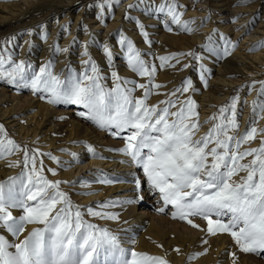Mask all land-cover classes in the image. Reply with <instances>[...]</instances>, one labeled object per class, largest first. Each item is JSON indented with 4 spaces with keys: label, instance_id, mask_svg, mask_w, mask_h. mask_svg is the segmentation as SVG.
<instances>
[{
    "label": "snow or ice",
    "instance_id": "1",
    "mask_svg": "<svg viewBox=\"0 0 264 264\" xmlns=\"http://www.w3.org/2000/svg\"><path fill=\"white\" fill-rule=\"evenodd\" d=\"M249 3L251 0H239L236 6ZM120 4L121 0H97L95 7L100 10L98 19L103 20L105 12ZM140 5L151 8L148 0H136L127 8ZM183 7L178 0H164L153 11L164 14L171 24L191 34L196 30L192 27L195 21L182 19L180 9ZM125 19L130 17L126 15ZM207 19L210 17L202 20L201 24ZM255 22V19L250 22L245 35L249 34ZM136 27L150 46L152 40L147 26L136 21ZM165 27L167 31H173L167 24ZM62 31H70V25L62 26ZM119 35L118 44L126 58L127 68L146 78L147 83L121 77L113 63L114 52L107 44L103 53L110 70L108 75L91 57L82 60V71L69 69L66 74H57L52 60L34 69L30 62H17L6 47H0V80L18 89H30L40 99L53 105L80 106L83 110L77 113L78 116L114 138L124 140V146L113 151L127 157L122 162L141 169L146 179L134 178L132 181L136 188L135 197L104 201L99 207H123L142 201L146 184L149 194L159 197L161 206L156 209L158 213L168 215L170 211L173 219L186 221L196 228L200 226L194 223L193 218H201L206 221L209 234H229L240 252L264 254V138L259 147H242L258 135L264 137V129L252 126L243 133L239 132V89L229 103L203 122L198 118L197 102L191 97L181 99L184 93L196 91L191 79L182 81L180 87L168 94L169 99L150 105L147 101L153 89L162 87L153 83L157 65L144 58L132 39L122 32ZM214 36H218L222 44L213 47ZM44 38H47V33ZM206 40L204 47L209 52L223 56L230 55L231 49L238 44V41L234 43L230 37L216 30ZM255 48H264V41L251 50ZM53 49L55 52L69 51L58 44L53 45ZM84 55L88 56L87 45ZM182 56L199 62L200 79L207 85L211 70L196 52L172 53L156 59L161 62L160 68H165L180 64ZM109 78L112 80L111 87L106 83ZM255 83L248 87H254ZM259 83L258 99L252 104L254 114H264V81ZM137 89L142 90L140 97L135 95ZM204 124H211V127L204 135L198 136ZM61 151L68 152L67 149ZM87 151L93 156L98 155L91 145L87 146ZM17 152L23 153L22 160L10 162L8 166L20 168V173L0 181V230H3L0 232V264H169L165 257L126 248L118 233L85 219L87 215L118 221L120 215L96 211L91 206L83 210L75 205L70 194L60 186L70 184L75 187L78 181L49 180L43 175L44 165L40 158L47 156L58 166H63L65 162L51 153L20 145L8 136L4 125L0 124V159ZM68 154L73 158L72 163L78 162L76 153ZM248 157L251 159L244 162ZM47 171L56 175V169L49 168ZM241 172L245 175L239 181L234 180L233 177ZM95 182L113 184L119 181L105 175ZM81 187L89 188L90 184L82 183ZM16 211L20 212L19 216L14 214ZM31 224L39 227L25 234L27 225ZM5 232L14 239L6 238ZM174 251L179 253L180 249L175 248ZM203 254L195 253L188 259L191 261ZM231 255L235 264L236 254Z\"/></svg>",
    "mask_w": 264,
    "mask_h": 264
},
{
    "label": "bare ground",
    "instance_id": "2",
    "mask_svg": "<svg viewBox=\"0 0 264 264\" xmlns=\"http://www.w3.org/2000/svg\"><path fill=\"white\" fill-rule=\"evenodd\" d=\"M75 1L72 0L65 4H56L54 0L1 1L0 22L11 23L12 26L8 29L10 33L8 32V37L2 45L0 44V47H6L15 61L30 62L34 69H38L42 64L52 60L54 71L57 74H66L69 69L77 72L82 71V60L91 57L103 70V73L108 75L110 70L103 53V47L107 44L113 50L114 55L120 57L118 63H113L121 77L134 79L138 83H147L146 78L137 76L126 66V58L118 44L119 34L122 32L135 42L143 55L147 54V56H144L146 60L157 65L153 83L159 84V82H162L163 87L157 90L153 89V91H156L147 103L158 105L161 100L169 99L168 94L180 87V83L187 75L186 71H189V68L193 66L194 70L190 72L187 79L193 81L196 91L190 90L188 93H184L181 99L191 97L197 102L200 122H203V119L204 121L208 120V116H213L221 106L229 103L231 98L237 95L236 90L239 89L240 103L237 105L239 132L243 133L252 126L264 129V118H261L264 114L259 112L254 114L252 108L253 101L258 99L260 85H255L252 88L248 87L253 82H261L260 79L264 81V48L251 50L253 46L261 42L260 40H263L264 28L260 23L252 27L253 29L249 34L245 35L248 30L247 20H244L245 17L240 16L239 19H235L233 22L234 17L237 18L238 14H243L244 11H253L258 4L262 3V0H251V3L243 8L244 11L237 7H235L236 9L233 8L234 1L228 0L225 6H216L210 13H205L208 10L206 0H198L197 4L192 3L193 0H178V3L184 6L180 9L183 13L182 19L195 21L192 27L196 30L191 34H186L194 45H197V49L190 48L189 51L202 52V62L212 72L208 75L207 85L200 79L199 62L196 61V65H189V57L181 58L180 64L175 66L160 68L161 62L156 57L165 56L169 53L157 52L154 46L164 38L174 43L184 34L180 28L177 29L178 33L169 32L167 29H159V26L170 23V19L164 14L160 17L161 13L153 11L164 0H148L151 4V8L148 9L144 5L128 9L127 5L135 4L136 0H121L120 5L105 12V19L102 21L98 19V14H100L98 8L97 12L91 15L93 9L96 8L95 3L97 0L83 2L82 5L85 4L83 11L81 7L76 14ZM210 2L213 3V1ZM261 5L262 10H264V4ZM193 8L200 10L197 13V18L188 11ZM222 12H226V14L222 15ZM126 15L130 19H125ZM209 17L210 19H207L206 23L201 24L202 20ZM71 21L73 22L71 23ZM136 21H141L147 26V31L152 40L150 46L139 34ZM95 22L97 23L95 24ZM65 25H70V31H62V26ZM173 26L177 27L175 24ZM214 30L228 37L232 35L230 38L234 43L238 41L237 46L231 49L228 59H225L222 54L211 53L204 47L207 43L206 38ZM45 33H47V38H44ZM21 34L24 36L20 40ZM13 37L15 39H12ZM241 37L243 39H240ZM216 39L220 41L218 36H214L213 44ZM8 41H11V43H6ZM219 43H222V41ZM56 44L60 48H68L69 51L66 53L55 52L53 45ZM86 45L88 56L84 55ZM202 47L203 50H201ZM237 59H241V61L237 62ZM172 63L174 64V62ZM185 64L189 67L184 69ZM259 75H261L260 78H257ZM106 83L111 87V78L107 79ZM8 88L9 84L0 80V119L9 125L10 132L15 137L16 142L23 143L31 149H39L43 153H51L65 162L63 166H58L47 156L40 158L43 160L44 165L43 175L49 180L78 181L75 187L70 184H61L60 186L63 191L70 194L75 205L80 206L83 210L91 206L96 211L119 213L120 220L118 221L87 215L85 219L118 233L126 248L154 256L160 253L161 257H165L169 261V264H234L231 253L236 254L235 264H264V261H259L260 255L240 252L229 234H209L207 223L203 219L198 221L193 218L194 223L200 226L199 228L189 227L186 221L179 223L178 220L171 217L170 211L168 218H163V220L160 218V213L156 211L161 204L151 203L150 198L152 195L145 191L147 189L145 186L142 201L126 204L123 207L118 206L107 209L99 207L100 203L104 201H123L135 197L136 188L132 181L134 178L146 179L142 175L143 171L141 169L122 162L127 157L113 151V149L123 147L124 140L121 138L117 141L105 140V134L101 132L98 133V137L91 135L86 129L85 122L77 115L78 110L81 109L80 106H77L78 109H70L62 116L55 110L53 104L40 99L39 95L33 94L30 89L17 88L9 96L7 94ZM135 95L140 97L142 90L137 89ZM171 98L175 99V97ZM6 99L8 100L6 101ZM61 117L64 119H61ZM210 127L211 125L204 124L197 135H204ZM262 138L264 137L258 135L254 141L242 147H259ZM88 145L95 149L97 156L88 153ZM61 149H67L68 152L61 151ZM69 152L77 154L78 162L72 163L73 158L68 154ZM21 153L17 152L5 159H0V181H5L12 174L18 172V167H9L8 164L21 160ZM250 159L251 157H248L244 162ZM49 168L56 169V175L48 172L47 169ZM105 175L117 178L119 182L113 184L95 182ZM244 175L245 173L241 172L233 179L239 181ZM82 183H89L90 187L82 188ZM81 192H92L94 194L81 195L79 194ZM141 205L143 207L137 213L136 208ZM149 208H152V210L148 211ZM14 214L19 216L20 212L16 211ZM159 220L166 227H161L158 223ZM35 227H39V225H27L25 234ZM2 231L0 230V232ZM4 235L9 240L14 239L6 232ZM161 241L163 247H158ZM204 241H207V243H204ZM175 248H179L180 252L174 251ZM195 253L205 254L196 256L189 261L188 257Z\"/></svg>",
    "mask_w": 264,
    "mask_h": 264
},
{
    "label": "rangeland",
    "instance_id": "3",
    "mask_svg": "<svg viewBox=\"0 0 264 264\" xmlns=\"http://www.w3.org/2000/svg\"><path fill=\"white\" fill-rule=\"evenodd\" d=\"M4 1V0H0V3H2V2ZM70 1H72V0H54V2L56 3V4H58V3H61V4H65V3H68V2H70ZM85 1H87V0H76L75 2H76V7H77V10L75 11V14L76 13H78L79 12V8H81L82 7V11H83V9H84V5L85 4H83L82 5V3L83 2H85ZM202 1V0H201ZM210 1H213V3H211ZM228 0H218V1H216V0H206V2H207V5H208V10H206L205 11V13H210L213 9H215V7L216 6H225V4H226V2H227ZM234 2H233V8H235V7H237L238 9H241V10H243V8H245L247 5H245V6H236L238 3H239V0H233ZM262 3H260V4H258V6H256L255 7V9L253 10V11H244V13L242 14H238V16H237V19H239V17L241 16V17H245V21H246V24L247 25H249L250 24V22L251 21H253V19H255V25L254 26H257L258 24H260V23H262V25H263V28H264V18H262V17H264V13H263V11L264 10H262V5L261 4H264V1L262 0L261 1ZM192 3H195V4H197L198 3V0H193L192 1ZM259 5H261L260 7H259ZM231 7V9H233ZM114 8H116V6L114 7ZM114 8H112V10L114 9ZM223 8V7H222ZM236 9V8H235ZM0 10H1V8H0ZM97 8H94L93 9V11H92V14L91 15H94V13H96L97 11ZM188 11H190L192 14L191 15H193V16H195V18H197V13L200 11L199 9H196V8H193V9H191V10H188ZM246 12V13H245ZM214 13H216V11H214ZM226 14V12H222V15H225ZM204 15V14H203ZM244 15V16H243ZM100 16V14H98V17ZM153 16V15H152ZM161 16H163V14H161L160 15V17ZM154 17V16H153ZM104 19H105V17H104ZM103 19V20H104ZM102 21V20H101ZM73 21H71V23H72ZM97 22H95V24H96ZM229 24L231 23V22H228ZM11 23H6V22H0V44L2 45V43L3 42H5V40H6V37H8V34L10 33L9 32V28H10V26H12V25H10ZM167 25L169 26V27H172V29H173V31L174 32H177L178 33V28L179 27H174L173 26V24H171V23H167ZM152 27V26H151ZM167 29L165 26H159V29ZM202 28V27H201ZM253 29V28H252ZM9 32V33H8ZM264 34V33H263ZM259 35H261V34H259ZM23 36L24 35H20V40L23 38ZM229 37H232V35H230ZM263 40H264V37L262 38ZM263 40H260V41H263ZM220 41H218V39H216L215 41H214V44H213V46H216V45H219V44H222V43H219ZM197 47V45H194V43H193V41L188 37V35L184 32V34H183V36H181V38L180 39H177L174 43L173 42H169V41H167V40H165V38L164 39H162V40H160V41H158L157 42V44L154 46V48H156V50H157V52H167V53H169L168 55H170V54H172V53H187L188 51H189V49L190 48H192V49H197L196 48ZM201 50H203V47L201 48ZM192 51H194V52H196L197 54H199L200 56H201V51L200 52H197V50H192ZM38 54H39V52H38ZM144 56H147V54H145ZM184 56H182V57H180V60H181V58H183ZM225 57V59H228L229 58V55L228 56H224ZM120 57H118V55H114V60H113V62L114 63H118L120 60H118ZM241 58V57H240ZM243 59V58H242ZM237 62H240L241 61V59H237L236 60ZM189 65H196V61L195 60H193L191 57H189ZM184 69H185V67H184ZM192 70H194L193 69V66H191L190 68H189V71H186L187 73V75H186V77L183 79V81L185 80V79H187L189 76H190V72H192ZM212 73V72H211ZM260 76L261 75H259V77H257V78H260ZM261 81H262V79H260ZM242 82V81H241ZM260 82V81H259ZM182 83V82H181ZM181 83H180V86H181ZM159 84L160 85H162V87H163V83L162 82H159ZM255 85L257 86V85H260L258 82L257 83H255ZM243 87H245V85H243ZM16 87L15 86H12V85H9V88H8V92H7V94L9 95V96H11V92L12 91H16ZM157 90V89H156ZM155 90V91H156ZM155 91H153V93L155 92ZM39 97V96H38ZM153 96L151 95L149 98H152ZM9 99V98H8ZM8 99H6V101L8 100ZM54 108H55V110H57L58 111V113H60L62 116L65 114V112H68L70 109H72V108H77V105H54ZM81 108V107H80ZM78 109V108H77ZM83 109L81 108L80 110H78L79 112L80 111H82ZM64 113V114H63ZM217 113V111H215V114ZM209 117H211V116H208V119H209ZM80 119L81 120H83L84 122H85V125H86V129L91 133V135H93V136H95V137H98V133L99 132H101V133H104L105 135H104V139L105 140H108V139H110V140H112V141H117V140H119L120 138H118V137H113L111 134H109L108 132H106V131H104V130H102V129H99L97 126H95L92 122H90V121H88V120H86V119H84V118H81L80 117ZM203 121H204V119H203ZM0 124H3L4 125V127H5V130L8 132V135H9V137L10 138H12V139H14L15 141H16V139H15V137L12 135V133L10 132L11 130H10V128H9V125L4 121V120H2V119H0ZM209 125H211V124H209ZM20 145H25V144H23V143H19ZM21 157L23 158V153H21ZM22 158H21V160H22ZM20 171H21V169L19 168L18 169V172L16 173V174H12L11 176H16V175H18L19 173H20ZM143 176H144V174H142ZM143 180H145V179H143L142 178V181ZM145 187L147 188V185L145 184ZM145 191H148V188L145 190ZM150 201H151V203L152 202H154V203H160V201H159V197L158 196H151V198H150ZM143 206L141 205L140 207H137L136 208V212L138 213V212H140V210H141V208H142ZM150 210H152V208H149L148 209V211H150ZM154 211V210H153ZM160 218H168V215H164V214H161L160 213ZM156 218H158V217H156ZM198 221H200L201 220V218H196ZM164 220V219H163ZM174 220H178L179 221V223H183L184 221H180L179 219H174ZM173 220V221H174ZM159 225L161 226V227H166V226H163V222H161V220H159ZM188 226L189 227H192L191 225H189L188 224ZM192 228H194V227H192ZM181 232H183V230H181V229H179ZM158 240H160L159 238H158ZM158 247H163V242L161 241V244L158 246ZM192 255V254H191ZM252 255V254H251ZM155 256H161V254L160 253H157V254H155ZM264 261V254H262V255H260V257H259V261Z\"/></svg>",
    "mask_w": 264,
    "mask_h": 264
}]
</instances>
